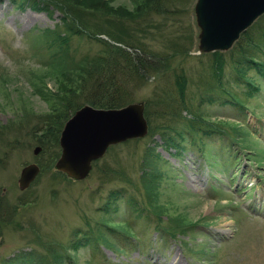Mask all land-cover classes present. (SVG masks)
Returning <instances> with one entry per match:
<instances>
[{"label": "rangeland", "instance_id": "rangeland-1", "mask_svg": "<svg viewBox=\"0 0 264 264\" xmlns=\"http://www.w3.org/2000/svg\"><path fill=\"white\" fill-rule=\"evenodd\" d=\"M22 1L19 5L0 0V129L5 131L0 139V210L12 214L9 222L0 219V264H23L24 253L44 254L50 264H264V76L255 69L237 75L231 48L218 51L224 60L221 87L215 83L204 92L211 53L198 50L195 0L184 1L185 10L168 20L172 24L167 29H160L163 19L156 15L141 24L136 35L146 47L159 52L167 33L182 53H173L170 46L169 67L138 85L133 102L153 101L161 90L168 94L174 74L183 71L186 99L198 120L183 114L193 128L216 132L193 131L205 142L202 149L181 130L189 121L174 124L183 132L181 137L163 132L157 125L164 120L156 119L148 123L144 136L110 144L81 180L65 178L56 170L57 158L52 162L51 155L56 149L60 153V135L55 147L42 126L49 113L58 124L63 121L66 110L61 101L72 95L79 84L75 77L82 71L67 61L56 69L47 39H41L45 29L61 28V11L53 6L48 11L35 9ZM56 1L116 18H136L150 3ZM83 17L108 28L95 16ZM144 24L152 26L149 37L142 30ZM98 37L100 42L97 37H74L70 56L75 61L89 59L99 53L102 42L116 45L105 33ZM257 58L264 63V55ZM231 139L232 143L226 141ZM36 146L41 150L33 154ZM31 162L40 172L26 190H20V170ZM76 229L99 241L93 245L76 236L83 244L73 249ZM46 249L62 254V259L51 260Z\"/></svg>", "mask_w": 264, "mask_h": 264}, {"label": "trees", "instance_id": "trees-1", "mask_svg": "<svg viewBox=\"0 0 264 264\" xmlns=\"http://www.w3.org/2000/svg\"><path fill=\"white\" fill-rule=\"evenodd\" d=\"M11 1L15 3L18 2L19 5L24 2L22 0ZM25 1L35 9H43L48 11V7L53 6L54 8H57L61 11L63 14L61 16V28L58 26L56 28L54 27V29H45L41 34V39H43L44 42L46 41L45 39H47L48 49H51L52 51L50 55V61H53L52 65H54L56 69L62 68V63L67 61L77 64L75 68H78L82 71L79 78L75 77L77 81L79 79V84H76L72 95L69 97H64L61 101L66 110V116H64L63 121H59L60 123L58 124L57 118L54 120L50 118V113L46 118L43 119L44 125L42 128L45 131L44 133L48 134L47 136H50L51 139H53L55 147H57L58 135L60 134L64 122L69 118L71 113H74L77 108L85 104L100 108H118L124 106L130 102H133V99L135 98L136 87L138 85H142V83L146 82L149 76H156L159 71L164 73L161 70H165L167 67H169L170 56H172V53L168 51L170 50L168 48L171 46L173 53H182L181 47L166 33L163 35V47L159 52H157L152 50L150 47H146L145 43H142V41L138 39L136 33L137 31H141V24L146 23L154 15L163 19L160 29H167V27L172 24L169 23L168 20L175 19L176 13L184 11V6H186V4H188L190 1L194 0H150V3L142 8L141 13L136 18H116L117 16L110 14H94L92 13L93 11H88V9H84L80 5L72 2H65L67 6L64 7L62 4L59 5L56 0ZM184 1H186V4ZM85 14H88L91 17L95 16V18H97L99 21L104 22L108 28L103 30V28L96 26L94 22H87L83 17ZM144 25L145 28L142 27L143 32H145L148 37L151 36L152 33L148 29L152 26H150V24ZM101 33L108 35L113 41L116 42V45L102 42L101 45H103V47L99 53L95 54V56L89 59L83 58L80 61H75L70 56V50L68 48L74 37L83 35L86 37L89 36L92 39H96L97 37V41L100 42L101 40H99L100 38L98 37V34ZM230 50L233 70L237 75H244L247 70L255 69L257 73H261V75L264 76V63L260 62L257 58L259 54L264 55V14L261 15L246 31L240 35ZM217 52L218 51H215L210 54V81L209 83L207 82L208 84L203 87L204 92L211 91L212 88L215 87V83L221 87L220 76L224 60L222 53ZM220 59L222 60L220 61ZM61 72L65 73L64 71ZM61 72L58 73L60 74ZM179 72L180 73H177L173 76L172 86L170 90H168V94L164 93V91H161L160 94L155 93L153 101L150 99L144 100V115L149 121L148 123H150L149 126L151 123L153 124V121L156 119H163L164 121L157 125L158 128H161L163 132L173 131L175 134L182 137V131H184V135L188 133L194 144H197V146L203 149L205 147V142H203L200 137L194 136L195 132L197 134L198 130H201V128H193L191 121L186 118V115L183 114V112L186 111L188 115H191L192 118L194 117V119L198 120L194 116L196 115L194 106L189 103L188 99H186V77L182 74L183 71ZM211 98L212 97L210 96L208 99L212 100L213 98ZM201 102L202 100H199V104H197L196 107H199ZM230 102L233 101L230 100ZM153 104L158 106V108L152 111L151 106ZM70 111L71 113L69 114ZM166 116H170L172 118H167ZM179 119L182 120V123L183 120L189 121L186 124V127L183 125V128L181 129L182 131L177 130L174 126V124ZM206 127L209 128L208 126ZM185 128H187V130ZM202 132L203 134H210L211 132L215 133L216 131L212 128H209L208 131L203 129ZM4 134L5 131L3 132V129H0V139L3 138ZM225 134L227 136L229 135L227 132H225ZM167 141L172 143L173 137L169 136ZM229 141L233 142V139ZM190 144L192 143L190 142ZM56 150L57 152L51 155L52 162L59 155L58 149ZM203 154H205L208 158L209 155H207L205 152ZM61 174L67 178L64 173ZM25 203L26 201H22V204ZM130 205L135 206L133 203ZM0 219L4 222H9L12 219V214L7 213V211H1ZM72 235L74 237V239L71 241V247H73V249H77L78 246L83 244L76 236H79V238H88L91 243H93V245H96V243L99 241V238L91 239L87 233H81V231L78 229H76ZM172 236L175 237V235ZM103 240L104 241H102V243L107 245L106 240L104 238ZM46 253L52 254L51 260L62 259V254H54L53 250L51 249H46ZM20 262H23V264H50L49 259H46L44 254L36 257H28L26 253H24L21 256Z\"/></svg>", "mask_w": 264, "mask_h": 264}, {"label": "water", "instance_id": "water-1", "mask_svg": "<svg viewBox=\"0 0 264 264\" xmlns=\"http://www.w3.org/2000/svg\"><path fill=\"white\" fill-rule=\"evenodd\" d=\"M263 13L264 0H196L199 53L228 50ZM147 130L143 102L108 109L83 105L64 123L59 136L61 153L55 167L69 178L81 180L92 161L99 159L110 144L142 137ZM40 150L36 146L33 154ZM39 171L36 163L23 166L18 177L19 189L28 188Z\"/></svg>", "mask_w": 264, "mask_h": 264}, {"label": "bare ground", "instance_id": "bare-ground-1", "mask_svg": "<svg viewBox=\"0 0 264 264\" xmlns=\"http://www.w3.org/2000/svg\"><path fill=\"white\" fill-rule=\"evenodd\" d=\"M197 32V31H196ZM194 50V49H193ZM218 53V52H217ZM217 53H216V55H217ZM225 53V52H224ZM196 54V53H195ZM215 55V56H216ZM220 55V54H219ZM223 55V54H222ZM221 56V55H220ZM145 58V57H144ZM158 60V59H157ZM222 59H220V61H221ZM164 61V60H163ZM218 61V60H217ZM142 62H143V60H142ZM149 63V62H148ZM154 63V62H153ZM149 65H150V63H149ZM168 68V67H167ZM176 68V67H175ZM139 70V69H138ZM171 73V72H170ZM141 74V73H140ZM175 75V74H174ZM111 83V82H110ZM117 84V83H116ZM140 84V83H139ZM143 84V83H142ZM115 85V84H114ZM130 86H132V85H130ZM145 87H146V85H145ZM155 88V87H154ZM141 89H144L143 87L141 88ZM162 92H163V90H161ZM204 236H207V235H204ZM174 264V263H173ZM179 264V263H178Z\"/></svg>", "mask_w": 264, "mask_h": 264}]
</instances>
